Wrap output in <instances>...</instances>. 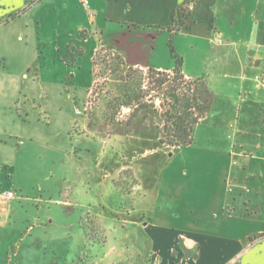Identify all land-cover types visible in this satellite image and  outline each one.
<instances>
[{
    "label": "crops",
    "instance_id": "1",
    "mask_svg": "<svg viewBox=\"0 0 264 264\" xmlns=\"http://www.w3.org/2000/svg\"><path fill=\"white\" fill-rule=\"evenodd\" d=\"M182 7L189 10L182 32L213 41V87L225 85L228 89L225 94L218 93L213 103V132L223 134L219 147L213 150L217 152L213 171L197 175L200 188L193 195L194 203L178 178H170L177 188L165 196L169 164L163 157L153 159L149 150L130 156L131 167L143 180L133 191L121 194L109 184L114 175L107 172L105 164L107 157L115 158L121 143L116 141L108 151L105 138L96 131L91 133L89 113L83 116L86 107L84 111L80 108V101L85 103L91 95V87L76 82L84 77L78 69L84 67L82 62L90 50L94 63L95 54L104 49L123 56L126 68H148L130 64L122 50L103 44L100 35H105L112 22L128 26L127 31L171 28ZM183 72L194 80L185 69ZM94 74L93 84L97 81L95 69ZM262 75L264 0H89L88 5L82 0H0V95L5 100L1 98L0 124L7 113L10 115L8 108L16 107L29 119L28 124L24 121L16 128L0 126V238L18 232L24 244L54 227L40 214V208L23 207L31 200L24 179L35 181L31 153L34 157L38 147L37 153L44 148L48 157H53L52 165L61 157L62 174L95 184L94 190L85 188L83 194H77L82 196V204L57 203L70 214L82 213L79 225L74 222L70 229L62 227V240L56 244H65L67 239L72 242L75 236L79 247L87 249L91 239L84 215L107 217L110 213L109 218L100 217L107 236L93 242L97 244L94 253L82 252L85 259L81 264H264V228L238 232L244 221L264 223L261 214L251 211V195L264 194V87L257 80ZM102 109H94L97 124L100 115L104 117ZM42 113L49 118L51 130L43 128ZM76 122L82 123L85 132L78 141L70 133ZM43 135L48 140L43 141ZM131 143V152L143 144ZM72 147L76 151L81 147L83 156L71 155L65 168L63 162ZM166 152L162 148L156 154ZM114 161L117 165L122 158ZM55 172L50 169L45 179ZM10 184L16 188L13 197L7 196ZM68 193L73 195V189ZM117 193L128 203L112 201L111 196Z\"/></svg>",
    "mask_w": 264,
    "mask_h": 264
},
{
    "label": "rangeland",
    "instance_id": "2",
    "mask_svg": "<svg viewBox=\"0 0 264 264\" xmlns=\"http://www.w3.org/2000/svg\"><path fill=\"white\" fill-rule=\"evenodd\" d=\"M127 30L128 26L112 22L109 23L108 28L105 30V35H100V39L103 40L105 45H116L126 54L130 64L138 63L141 66H148V68L154 69L158 67L171 69L175 66V59L171 50L173 48L183 60V69L190 73L196 82L200 102L206 108V117L204 118L206 121L200 127H198L199 124L195 127L190 147L183 146L175 151L172 150L175 149L174 147L162 144L159 141V136L162 135V126L164 124L162 114L166 109L165 104L167 103L165 90L167 85L171 83L169 81L172 80V83L174 81L177 82L174 73L167 72L169 81L166 82L163 90H154L151 89L148 83L149 78L153 76V80L162 79L164 78L163 75L152 74L148 68H126V66H123L124 57L109 49L98 51L95 54L94 65L91 60L93 53L90 50L82 62L84 67L78 69L84 77L82 76L81 80L77 78L76 82H81L79 83L80 87H91L89 88L91 95L85 103L80 101V108L83 110L86 107V111L83 110V116L89 113L90 118H87V121L93 123L91 125V133L96 131V135L100 134L102 138H105L108 151L114 147L115 143H121L116 148L117 155L114 159L122 158V162L120 161L116 165L112 158L107 157L105 160L107 172L114 175L112 180L108 182L112 187L120 189L121 194H128L130 190L133 191L134 187L143 179L139 173H136L135 167H131L130 156L133 155L135 157L137 154L141 156L142 152L148 153L150 150L148 154H151L149 156L153 157V159L163 157L167 159L169 164V166L167 165L168 180L167 184L164 185L163 195L169 196L171 189L177 188L173 185L175 180L172 182L170 178H178V180L185 183L186 189L184 191H186L188 196L192 197V203H194L197 199L193 195L200 188L199 181L196 180L197 175L199 172H204L207 175L208 172L213 171V158H217V152L213 150L219 147L218 142L223 136L221 132L216 134L217 136L215 135L216 132H213V103L218 93L225 94L228 89L225 85L221 88L213 87V76L215 78V75H213V41L209 43L206 38L188 35L187 32H182L181 29L173 32L168 27L163 29L155 28L154 30L151 28ZM94 69L96 70L97 81L93 84V80H95ZM184 84L183 82L182 86ZM1 98L4 100L3 95H0V103L2 101ZM101 108L104 109V117L100 115L99 119L101 122L97 124V120L93 119V112L94 109L98 111ZM8 111L10 115L7 113L4 123L0 124V126L5 124L6 127L16 128L19 124L23 125L24 121L27 124L29 123L28 117L19 112L16 107L13 109L8 108ZM37 115L33 117L36 121ZM94 118L96 119V117ZM40 120L43 128L52 129L53 126L49 124V118L43 113ZM210 123L211 126H209ZM70 133L75 141L80 140L82 134L85 133L82 123L76 122ZM115 135L117 136L115 137ZM47 138L44 135L42 136L43 141L44 139L48 140ZM131 141L137 142L138 146H140V143L143 144L137 148L136 152H131ZM144 141L147 142L144 143ZM162 148L168 152L156 154ZM79 149L76 151L72 147L69 153L66 154L63 162L65 168H67V164L71 160V155H75L76 158L83 156ZM36 150L34 157L33 153H31L32 159L35 161L33 166L36 167L34 172L36 177L31 179L35 181L24 179L28 185L27 191L31 194V200L24 202L23 207H33L36 210L40 208V214L43 217L46 216L47 222L54 227L51 230L47 229L48 231L39 232L37 239H35L36 236L31 241L27 239L24 244H21L18 232L10 233L0 238V264H81V259H85L82 252L94 253V250H97V244L93 242H96L98 238L101 240L106 235L103 225L100 224V217L101 219L109 218L108 215L110 213L107 212V217L92 213L84 215V225L86 226L87 235L91 239L87 249L82 246L84 249L82 250L79 247V240L75 236L71 237L72 242H68L67 239L65 244H56L58 240H62L60 239L63 233L62 227L70 229V225L74 222L79 225V216L82 213V211H78L70 214L68 211H64L65 208L57 203L61 200V203L73 201L82 204V196L78 197L77 194H83L85 191L83 189L85 188L94 190L95 184L90 179H77L70 174H62L61 170H59L61 157H59L57 164L52 165L53 157H48L44 148L40 153L37 152L41 148L37 147ZM79 161H82V159H79ZM142 166L146 169L145 165ZM50 169H54L56 172L47 180L45 176L47 172H50ZM117 170L120 171L117 172ZM218 173H222V170L218 171ZM206 177H204L205 179H200L207 181L209 177ZM190 181L191 185H189ZM206 185L208 184L204 183V186ZM8 189L16 192V188L13 189L12 184H10ZM40 189H43V191ZM72 189L74 194L70 196L68 192ZM120 193L111 196V200L117 201L120 205L128 203ZM251 196H253L251 199V205H253L251 211L253 213L257 212L258 215L261 214L264 219V194L256 195L254 192V195ZM35 213H38V211H35ZM25 214L28 215V211H25ZM253 220L250 223L247 221L242 222L243 224L238 228V232H246L249 229L257 231L260 228H264L263 222H253ZM246 222L248 223L247 225L245 224ZM21 229L24 230V228ZM94 245L96 247L92 251ZM116 264L127 263L116 262Z\"/></svg>",
    "mask_w": 264,
    "mask_h": 264
},
{
    "label": "trees",
    "instance_id": "3",
    "mask_svg": "<svg viewBox=\"0 0 264 264\" xmlns=\"http://www.w3.org/2000/svg\"><path fill=\"white\" fill-rule=\"evenodd\" d=\"M188 15L189 10L186 7L179 9L174 15L173 27L169 29L173 32L180 30L185 25ZM171 50L175 59V66L171 71L148 68L150 73L164 76L162 79L157 78L155 80L152 76L149 78L148 83L151 89L163 90L166 82L169 81L167 72L174 73L177 82L172 83V80L169 81L171 83L167 85L165 90L167 103L162 114L164 124L160 142L172 147H183L192 143L194 129L206 117V108L200 102L196 82L186 79L183 72L182 58L173 48ZM181 81L185 83L183 86Z\"/></svg>",
    "mask_w": 264,
    "mask_h": 264
},
{
    "label": "built area",
    "instance_id": "4",
    "mask_svg": "<svg viewBox=\"0 0 264 264\" xmlns=\"http://www.w3.org/2000/svg\"><path fill=\"white\" fill-rule=\"evenodd\" d=\"M82 2L85 4V5H88L89 3V0H82ZM258 84L261 86V87H264V75L258 77ZM7 196L8 197H13L14 196V192L13 191H9L7 192Z\"/></svg>",
    "mask_w": 264,
    "mask_h": 264
}]
</instances>
